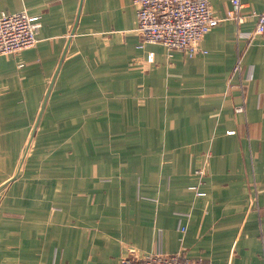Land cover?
<instances>
[{"label": "crops", "instance_id": "0c3cea01", "mask_svg": "<svg viewBox=\"0 0 264 264\" xmlns=\"http://www.w3.org/2000/svg\"><path fill=\"white\" fill-rule=\"evenodd\" d=\"M210 2L227 17L231 0ZM263 8L241 0L244 22L189 56L138 48L133 0H0L42 21L34 47L0 56V264H115L130 247L264 264V34L244 37Z\"/></svg>", "mask_w": 264, "mask_h": 264}, {"label": "built area", "instance_id": "2783aa9c", "mask_svg": "<svg viewBox=\"0 0 264 264\" xmlns=\"http://www.w3.org/2000/svg\"><path fill=\"white\" fill-rule=\"evenodd\" d=\"M138 15L136 31L139 35L138 48H144L146 44H162L169 50L184 51L189 56H195L200 52H206L201 45L205 34L216 27L221 21L234 20L238 25L244 22L245 16L241 10V0H231V8L227 11V17H220L210 0H133ZM42 26L41 17L30 16L26 9L0 13V56L1 54L17 53L24 48H31L39 41L38 32ZM255 30L244 37L249 40L255 34H264V8L258 13ZM242 49L238 48L234 54V68L230 76V83L237 78L241 104L237 111L244 112L246 94V81L252 79V70L243 73ZM153 53L145 58L134 60V63H150ZM233 132V131H232ZM210 152L205 153L202 163L195 169L197 183L191 187L197 195H204L201 187L207 182L211 174ZM183 231L186 229L181 228ZM115 264H210L207 261L195 258H187L180 253H165L161 249L149 254H141L134 248L123 251Z\"/></svg>", "mask_w": 264, "mask_h": 264}, {"label": "rangeland", "instance_id": "374dc122", "mask_svg": "<svg viewBox=\"0 0 264 264\" xmlns=\"http://www.w3.org/2000/svg\"><path fill=\"white\" fill-rule=\"evenodd\" d=\"M33 135H34V134L31 135V139H30V141H29V142L25 145V147H24V151H25L26 154H28V153H32V148H33V146H34V141H32V139H33Z\"/></svg>", "mask_w": 264, "mask_h": 264}]
</instances>
